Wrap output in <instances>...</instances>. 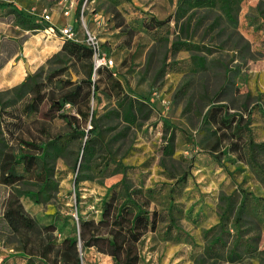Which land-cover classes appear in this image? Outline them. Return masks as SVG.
<instances>
[{
    "label": "rangeland",
    "instance_id": "1",
    "mask_svg": "<svg viewBox=\"0 0 264 264\" xmlns=\"http://www.w3.org/2000/svg\"><path fill=\"white\" fill-rule=\"evenodd\" d=\"M0 0V138L13 155L64 134L71 127L63 115L91 127L77 106L59 101L84 82L93 56L77 60L56 56L59 49L43 29L25 30L14 21L11 5L45 26L48 12L56 27L73 25L74 42L85 46L84 27L93 31L114 60L112 68L92 70L88 103L81 108L99 119L94 157L108 151L128 166L126 178L155 217L136 243L138 264H264V181L252 168L249 137L264 142V0H243L235 24L217 7L198 8L191 19L192 42L200 50H173L179 24L171 18L148 31L152 18L165 20L177 0ZM69 9V16L63 14ZM199 25L195 30L193 26ZM58 37V36H57ZM60 40V39H59ZM30 50L27 53V50ZM208 49V51L206 50ZM193 54L205 57L198 68ZM72 74L76 77L72 79ZM31 77L29 92L14 88ZM70 81L72 84H68ZM114 81L123 93L142 103L134 124L105 115L115 106ZM35 111L29 113L28 104ZM68 103V106H66ZM88 108V110H87ZM170 126L169 131L164 122ZM174 132L172 153L163 152ZM86 137H76L54 162L57 190L34 203L20 190L35 188L37 178L6 184L0 168V264H112L97 250L95 237H110V220H102L105 202H118L115 184L122 173L75 185L76 158ZM31 151V150H30ZM264 167V150L255 153ZM1 161V158H0ZM246 191L244 228L254 250L234 261L207 258L205 242L218 227L222 196L237 204ZM22 205L32 226L10 228L4 211L9 202ZM121 201V199H119ZM234 212L226 219L234 232ZM104 219V218H103Z\"/></svg>",
    "mask_w": 264,
    "mask_h": 264
},
{
    "label": "trees",
    "instance_id": "2",
    "mask_svg": "<svg viewBox=\"0 0 264 264\" xmlns=\"http://www.w3.org/2000/svg\"><path fill=\"white\" fill-rule=\"evenodd\" d=\"M116 1V0H113ZM243 0H177V6L173 14L169 15L165 20L150 19L145 23L148 31L154 28L162 27L171 18L175 23L179 24V33L171 45L173 50H200L201 45L197 42L191 41V19L198 8L217 7L227 22L235 24L237 22V13L240 4ZM82 0L79 1L81 4ZM12 7L10 13L13 15L14 21L21 25L25 30L43 29V25L36 22L30 15L24 13L17 6L10 4ZM199 25L195 24L193 30ZM208 51V49H206ZM91 50L86 46L78 44L71 40L63 41V44L56 54V56H64L66 58H75L82 60L91 57ZM192 58L198 68L205 66V57L193 54ZM98 69L97 71L101 70ZM92 65L87 69L86 79L88 88L83 90L82 85H76L69 89L62 99L59 101V107L65 102H69L77 106V111L80 116L86 121L90 115L91 127L87 130L80 129L79 118L75 115H63L64 120L69 124L71 129L64 134L57 135L52 139H48L42 143L36 144L33 142L24 141L28 146L29 151H19L16 154L6 153L2 151L0 146V168L2 171V182L9 184L18 181L21 178L29 179L33 175L37 178L35 188H25L20 190V194L28 197L34 203L47 201L52 190H57V182L53 178V167L55 160L60 157L67 149L68 145L73 140L78 138H85L81 145V159L76 158L75 165L78 167L74 179L75 185L81 181L93 178H105L111 174L122 173V178L115 184L118 187V202L112 207V203L105 202L102 213V220H110L111 230L108 232L110 237H95L94 245L97 250L107 253L112 258V264H138V249L136 247L137 241L147 231V229L155 227V217L145 208L144 203L139 201L135 195L141 192L139 189L131 187L126 178V170L128 166L124 165L120 160H116L114 155L109 151L101 156L94 157V144L96 142L95 134L90 136L92 132L98 129V121L94 116V112L89 113L81 108L80 101L88 103L91 91L96 88V83L91 81ZM31 77H27L14 89L21 94L29 92L31 87ZM68 84H72L67 81ZM112 88L115 98V106L105 115H115L129 124H134L137 120V113L141 111V106L144 103L129 97L121 90V85L114 81ZM29 113L35 111L34 103L27 105ZM88 110V108H87ZM264 115V110L261 111ZM164 126L169 131L170 126L167 121ZM167 139L163 152L165 154L172 153V140L174 132ZM2 140L0 138V145ZM260 149L264 150V142H254L251 137L248 141L249 159L254 171L264 181V167L256 160L255 153ZM31 150V151H30ZM121 199V201H119ZM247 193L241 191V197L237 204H235L231 196H222L221 213L219 217L218 227L212 236L205 242L203 253L207 258H219L225 261H234L241 257L242 252H250L254 250L251 242L252 237L247 235V230L244 228V214L246 206ZM234 212V232L231 233L226 224L228 214ZM4 219L7 225L14 230L20 227H31V220L25 215L22 205L16 201L13 207L9 202L5 211ZM104 218V219H103ZM25 264H34L31 255H27ZM76 264H79L77 259Z\"/></svg>",
    "mask_w": 264,
    "mask_h": 264
},
{
    "label": "built area",
    "instance_id": "3",
    "mask_svg": "<svg viewBox=\"0 0 264 264\" xmlns=\"http://www.w3.org/2000/svg\"><path fill=\"white\" fill-rule=\"evenodd\" d=\"M69 9L64 10L63 14L65 16H69ZM47 24L43 27V33L46 35L45 37L53 36L60 38L62 41L78 40L75 37V33L73 31V25L65 24L62 27H56L52 23L51 15L48 12L42 13L41 15ZM84 44L87 48H89L92 52L93 62H92V70L95 73L100 68H112L114 65V60L109 56L106 51L101 47V43L98 41L97 35L84 27ZM68 106V103L67 105Z\"/></svg>",
    "mask_w": 264,
    "mask_h": 264
},
{
    "label": "crops",
    "instance_id": "4",
    "mask_svg": "<svg viewBox=\"0 0 264 264\" xmlns=\"http://www.w3.org/2000/svg\"><path fill=\"white\" fill-rule=\"evenodd\" d=\"M53 23V22H52ZM54 24V23H53ZM65 24H67V21H66V23ZM64 24V25H65ZM55 25V24H54ZM63 25V26H64ZM48 39H51V40H49L48 42H50L53 46H56L57 47V49H59L60 50V48H61V46H62V44H63V41L60 39V38H58V37H51V36H49V37H47V40ZM60 39V40H59ZM30 52V50H29V48H28V50H27V53H29Z\"/></svg>",
    "mask_w": 264,
    "mask_h": 264
},
{
    "label": "water",
    "instance_id": "5",
    "mask_svg": "<svg viewBox=\"0 0 264 264\" xmlns=\"http://www.w3.org/2000/svg\"><path fill=\"white\" fill-rule=\"evenodd\" d=\"M76 76L74 74H72V79H74Z\"/></svg>",
    "mask_w": 264,
    "mask_h": 264
}]
</instances>
